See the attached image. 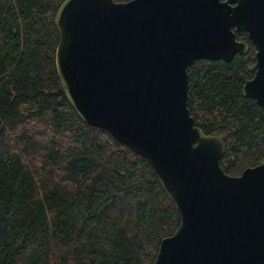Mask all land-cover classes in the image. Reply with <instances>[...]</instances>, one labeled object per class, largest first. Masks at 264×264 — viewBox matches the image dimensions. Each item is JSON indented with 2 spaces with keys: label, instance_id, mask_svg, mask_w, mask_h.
Masks as SVG:
<instances>
[{
  "label": "trees",
  "instance_id": "trees-1",
  "mask_svg": "<svg viewBox=\"0 0 264 264\" xmlns=\"http://www.w3.org/2000/svg\"><path fill=\"white\" fill-rule=\"evenodd\" d=\"M62 0H0V264H153L180 215L147 159L84 122L55 67ZM125 1V0H116ZM186 68L194 124L228 174L264 159V109L241 93L255 46Z\"/></svg>",
  "mask_w": 264,
  "mask_h": 264
},
{
  "label": "water",
  "instance_id": "water-1",
  "mask_svg": "<svg viewBox=\"0 0 264 264\" xmlns=\"http://www.w3.org/2000/svg\"><path fill=\"white\" fill-rule=\"evenodd\" d=\"M56 72L86 123L145 157L180 222L153 264H264V159L228 174L194 124L186 68L255 46L241 88L264 109V0H62Z\"/></svg>",
  "mask_w": 264,
  "mask_h": 264
}]
</instances>
